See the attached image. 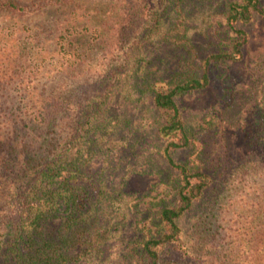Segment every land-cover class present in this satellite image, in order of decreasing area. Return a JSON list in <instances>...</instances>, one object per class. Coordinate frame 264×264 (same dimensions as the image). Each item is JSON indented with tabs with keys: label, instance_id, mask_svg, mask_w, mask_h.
Instances as JSON below:
<instances>
[{
	"label": "rangeland",
	"instance_id": "rangeland-1",
	"mask_svg": "<svg viewBox=\"0 0 264 264\" xmlns=\"http://www.w3.org/2000/svg\"><path fill=\"white\" fill-rule=\"evenodd\" d=\"M13 1L24 10L0 13V70L17 65L14 75L23 81L21 88L29 84L35 101L56 97L68 103L58 140L68 141L72 152L82 149L84 185L99 180L108 189L111 203L99 207L103 264H117L136 211H145L163 195L164 204L175 202L164 182L152 99L142 85L170 83L168 71L177 68L185 51L196 61L212 52L225 37L222 13L230 0H183L184 28L177 39H185V51L171 42L179 19L169 0H138L158 12L159 32L141 44L133 38L122 50L93 29L106 28L109 7L134 0ZM143 22V27L151 26V16ZM249 33L240 62L212 72L206 89L177 99L191 147L175 158L209 175L217 171L204 195L179 220V240L164 250L161 264H211L209 258L217 257L238 228L262 211L264 170L245 164L244 158L252 149L247 137L252 112L264 98V18L255 20ZM11 117L0 123V139L14 136ZM202 239L209 244L205 256L196 251Z\"/></svg>",
	"mask_w": 264,
	"mask_h": 264
},
{
	"label": "trees",
	"instance_id": "trees-1",
	"mask_svg": "<svg viewBox=\"0 0 264 264\" xmlns=\"http://www.w3.org/2000/svg\"><path fill=\"white\" fill-rule=\"evenodd\" d=\"M169 3L179 19L171 42L184 50L185 39L181 42L180 37V43L177 39L184 28L183 0ZM23 10L17 1L0 0V13L22 14ZM105 11L110 16L105 21L106 28L93 32L97 31L100 38L114 39L116 50H122L133 38L138 37L140 44L157 38L159 14L150 11L147 2L134 0ZM146 15L151 16L152 25L143 27ZM261 18L264 0L227 1L222 13L225 37L214 44L212 52L196 61L192 53L184 50L177 68L168 71L170 83L142 85L152 99L161 144L158 154L166 173L164 182L175 202L164 204L167 202L163 195L156 203H148L145 211H136L132 234L122 243L117 264H161L164 250L179 240V220L204 195L217 170L209 175L197 165L175 158V153L191 147L190 132L177 99L206 89L212 72L240 62L251 38L249 28ZM6 63L11 66L13 62ZM15 67L0 70V118L4 120L0 123L3 125L11 116L15 119L8 122L15 126L14 136L0 139V264H103L105 231L99 225V207L110 205L111 197L105 195L108 189L99 180L84 185L82 149L72 152L68 141L58 140L57 128L69 115L68 103L56 97L35 101L29 94V84L22 88L19 85L23 81L14 75ZM252 113L254 123L249 125L253 123V129L247 133L252 149L244 161L261 171L264 98ZM262 205L258 217L253 221L250 217L242 224L228 245L218 244L219 255L209 258L211 264H264ZM206 241L196 244V251L204 256L209 245Z\"/></svg>",
	"mask_w": 264,
	"mask_h": 264
}]
</instances>
